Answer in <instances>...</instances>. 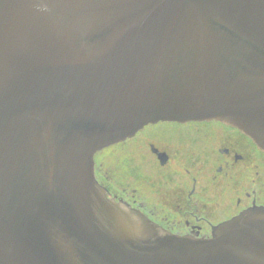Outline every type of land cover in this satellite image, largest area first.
Listing matches in <instances>:
<instances>
[{"label":"water","instance_id":"water-1","mask_svg":"<svg viewBox=\"0 0 264 264\" xmlns=\"http://www.w3.org/2000/svg\"><path fill=\"white\" fill-rule=\"evenodd\" d=\"M165 122L264 152V0H0V264H264V208L195 240L96 183Z\"/></svg>","mask_w":264,"mask_h":264},{"label":"flooded vegetation","instance_id":"flooded-vegetation-1","mask_svg":"<svg viewBox=\"0 0 264 264\" xmlns=\"http://www.w3.org/2000/svg\"><path fill=\"white\" fill-rule=\"evenodd\" d=\"M106 197L178 237L264 208V152L217 122L157 123L94 156Z\"/></svg>","mask_w":264,"mask_h":264}]
</instances>
